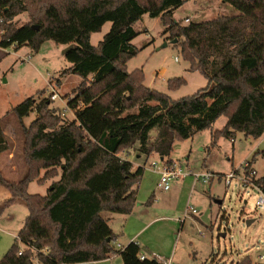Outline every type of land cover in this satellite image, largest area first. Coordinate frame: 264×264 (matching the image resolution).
<instances>
[{
  "label": "trees",
  "instance_id": "16d2710c",
  "mask_svg": "<svg viewBox=\"0 0 264 264\" xmlns=\"http://www.w3.org/2000/svg\"><path fill=\"white\" fill-rule=\"evenodd\" d=\"M221 1L240 15L184 24L174 13L186 0H0V48L29 46L37 51L48 41L73 46L65 53L72 66L63 75L82 79L68 101L73 121L64 120L51 107V98L43 99L44 92L0 118V155L10 151L4 124L12 115L23 137L27 168L21 180L6 179L0 170V187L11 194L0 209L20 200L28 210L0 264H84L113 255L123 264H163L142 254L137 242L117 250L118 236L102 217L128 216L137 203L145 168L121 155L136 148L141 156L159 155L171 163L176 142L205 130L212 131V147L220 138L234 140L237 133L255 141L264 135V0ZM24 14L28 21L18 25ZM144 15L161 20L189 71L208 80L206 88L173 100L146 87L142 70L128 72V61L139 53L132 45L139 35L135 25ZM106 23L112 24L110 32L92 46L91 35ZM167 84L169 91H177L187 82L175 78ZM33 111L36 118L25 126ZM222 116L225 127L213 131ZM258 156L264 151L254 154L241 175L264 194V177L251 176ZM48 181L46 195L28 192L30 183ZM153 202L152 195L147 205ZM45 249L49 251L43 254ZM238 264L254 263L247 256Z\"/></svg>",
  "mask_w": 264,
  "mask_h": 264
},
{
  "label": "rangeland",
  "instance_id": "374dc122",
  "mask_svg": "<svg viewBox=\"0 0 264 264\" xmlns=\"http://www.w3.org/2000/svg\"><path fill=\"white\" fill-rule=\"evenodd\" d=\"M238 15L239 11L221 0H186L184 6L174 13L175 19L184 24H187L186 19L201 23L221 16ZM27 21L26 14L17 18L18 25ZM111 26L106 23L99 33L92 34L91 45L97 47ZM135 29L139 35L132 45L139 49V53L128 61L127 70L130 73L142 70L146 87L165 93L173 100L192 96L207 87L208 80L201 73L189 71V64L182 59L180 50L164 34L160 19L144 15ZM66 48L52 41L45 42L37 51L29 46L0 48V118L38 92L45 93L43 99L50 97L52 88H55L59 98L51 107L57 108L64 120H73L68 101L82 79L63 75L64 70L72 66L65 57ZM175 78H183L187 84L177 91H169L167 82ZM35 118L33 111L24 119V125L29 126ZM5 120V135L11 147L9 153L0 155V170L6 179L21 180L27 174L22 157L23 137L14 116L9 115ZM226 123L227 118L222 116L214 124L213 131L223 130ZM211 132L205 130L191 139L176 142L171 158L187 167L191 175L173 182L169 191L157 186L154 207L144 219L145 226H149L137 243L148 259H157L163 264H238L247 256L254 264H264V210L255 205L260 197L259 191L252 186L245 187L238 176L230 185L225 182L234 171L242 174L244 165L252 162L254 154L264 151V135L255 141L237 133L234 140L220 138L212 147ZM155 136L156 130L152 131L151 138ZM12 155L13 158L9 159ZM147 160L145 169L148 172L154 173L150 169L152 163L162 169L159 155H152ZM252 168L257 178L264 177V156H258ZM156 174L159 175L155 172L153 178H158V185L160 176L156 177ZM202 174L212 176L209 184L195 180ZM50 185L51 181L41 186L32 182L28 192L44 196ZM191 210L196 213L192 214ZM27 216L28 210L20 200L0 209V259L15 243ZM248 221L252 223L248 225ZM117 240L124 244L122 236ZM110 264H123V261L119 259Z\"/></svg>",
  "mask_w": 264,
  "mask_h": 264
},
{
  "label": "crops",
  "instance_id": "0c3cea01",
  "mask_svg": "<svg viewBox=\"0 0 264 264\" xmlns=\"http://www.w3.org/2000/svg\"><path fill=\"white\" fill-rule=\"evenodd\" d=\"M72 114H73V120H74L75 119L74 112H72ZM73 120H71V121H73ZM2 155H4V154H2ZM13 156L14 155L10 156L9 159H12ZM121 156L123 158H125L126 160L130 161L131 163H133V165L136 167H144L148 162L147 159L149 158L146 156L139 155L136 152V148L130 149V150L124 152ZM168 159L173 161L171 156ZM154 173H155V171H154ZM154 173H151L150 171L148 172L145 169L142 182L137 187V203H136V206H135L133 212L130 215L123 216V215H117V214H112V213H103L102 214V217L108 221V224L111 227V229L113 230V232L118 237L119 236L123 237V240H124L123 245L118 243V240H116L114 243L115 248L117 250H121L122 248H124L125 246H127L131 242H137L139 240V237H141V234L144 231V229L147 226H149V224L145 226L144 219L147 216H149V213H151V211H152L151 209L154 207L152 205L155 203L156 192L158 190L157 189L158 178L156 180L153 178ZM149 175H151V177H149ZM157 176H159V175L156 174V177ZM186 178H188V177H186ZM49 187L50 186H48V188ZM152 195L154 196V202L152 203L151 206H149V205H147V201ZM10 198H11V194L9 193V191L3 187H0V205L4 204L6 201L10 200ZM154 221H152V222H154ZM119 259H121V257L119 255H113L109 259L102 261V263H105V264L109 263L110 264V263L117 261Z\"/></svg>",
  "mask_w": 264,
  "mask_h": 264
},
{
  "label": "built area",
  "instance_id": "2783aa9c",
  "mask_svg": "<svg viewBox=\"0 0 264 264\" xmlns=\"http://www.w3.org/2000/svg\"><path fill=\"white\" fill-rule=\"evenodd\" d=\"M186 23H189V19L185 20ZM0 36H1V32H0ZM13 47V46H12ZM50 98L52 101H56L59 98V92L58 90H56L55 88H52L51 94H50ZM64 116V114H62ZM163 163V167L160 170L159 166L157 163H152L150 165V169H152L153 171L157 172L160 176V181L158 184V187L164 191H169L171 189V185L173 182L179 181V180H183L186 177H188L189 175H191V173L188 171L187 167H182V165H179L178 163L172 161L171 163H166L164 162V160H161ZM249 167L248 162L244 165V168ZM145 168V166H144ZM235 176H238L239 178L242 179V183L245 187H255L260 194V197L258 198V200L255 202L256 208H258L259 210H264V194L263 192H261V190L256 187L251 181L250 179L244 177L241 174H236L235 172L229 176H227L225 178V182L227 185H230L232 180L234 179ZM251 176L252 177H256L257 178V173L255 171L251 172ZM212 176L209 174H202V175H198L195 177V180L197 182H202L203 184H209L210 180H211ZM192 214H195L196 211L195 210H191ZM49 250L45 249L43 251L44 253H47ZM22 254V250L20 251L19 255ZM142 259H144V257H142Z\"/></svg>",
  "mask_w": 264,
  "mask_h": 264
},
{
  "label": "water",
  "instance_id": "95a60500",
  "mask_svg": "<svg viewBox=\"0 0 264 264\" xmlns=\"http://www.w3.org/2000/svg\"><path fill=\"white\" fill-rule=\"evenodd\" d=\"M177 41L176 40H174L172 43L173 44H175ZM165 46H167V44H165ZM73 48V46H69V47H67L66 48V50H65V53L68 51V50H70V49H72ZM161 160H163V159H161ZM252 223V221H248V225H250ZM224 236V235H223Z\"/></svg>",
  "mask_w": 264,
  "mask_h": 264
}]
</instances>
